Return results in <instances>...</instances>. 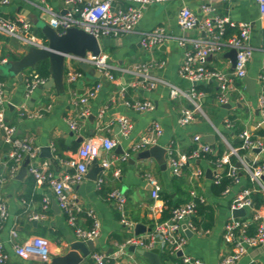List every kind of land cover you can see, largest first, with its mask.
I'll use <instances>...</instances> for the list:
<instances>
[{"label": "crops", "instance_id": "0c3cea01", "mask_svg": "<svg viewBox=\"0 0 264 264\" xmlns=\"http://www.w3.org/2000/svg\"><path fill=\"white\" fill-rule=\"evenodd\" d=\"M132 2V0H114L113 7L127 8ZM207 5H209L208 0H174L152 4L145 8L135 32L102 38V53L107 55L109 63L114 67L115 80L101 81L103 83L101 91L88 105L90 111L88 117L82 116L83 106L77 102L79 97L98 80L88 79L84 74V77L74 85L68 84L65 80L64 95L58 94L54 89L37 88L27 96L26 79L34 72L27 71L24 82L20 83L4 75V65L20 59L28 47L0 33V77L5 78L0 84L4 85L6 120L16 128L17 137L31 139L38 148L37 157L31 159L25 156L18 172L11 176L12 148L8 149L4 146L6 141L3 137L0 140V158L3 162L0 173L6 177V182L0 185V197L3 198L9 211V219L0 229V240L9 255L7 264H42L38 259L25 260L15 253L17 244H24L36 236L51 241L52 258L66 254L70 251V245L79 241L74 229L68 224L66 215L62 211L55 210L56 199L50 187L38 183L30 175L29 168L31 165L36 166L58 179L72 173L73 169L67 163L76 157L82 142L91 137V131H94L93 136L119 139L124 151L121 155L116 148L110 152H103L98 159L101 164L104 160L110 163L109 167L100 174L99 179H104L100 188L97 185L98 181L87 179L86 174L84 180L75 185L71 191L74 203L84 211H95L101 222V233L97 238L99 242L95 252L104 254L119 264H150L145 257L131 253L129 248L120 253L123 243L119 240L126 241L137 236L135 228L138 224L151 229L154 222L158 223L162 212L155 213L152 208L155 204L164 207L162 193L178 197L177 193H191L193 190L214 209L215 215L211 229L205 230L195 226L197 229L193 236L187 237L185 254L202 264H219L232 252V245L224 237L225 226L234 218L231 205L243 185L248 183L247 178L243 177L239 186L233 188L230 193L215 198L211 188L219 175L207 162L189 164L185 166L180 177H175L169 165L166 171H162L154 159L149 160V163L137 161L135 156L140 151L134 152L133 147L144 137L152 135L153 122H159L163 128V135L157 139V144L165 148L173 144L177 152L185 154H189L197 145L196 136H201L205 141L206 136L214 135L215 144L220 142L225 146L227 151L225 154L229 153L231 147L240 145L238 134L241 131L248 130L257 137L264 129L258 109L260 92L258 77L264 72V20L261 19L259 4L255 0H245L221 2L212 6L213 16L225 17L236 23H248L251 27L250 45L255 49L247 73V77L257 80L255 96H251L247 91L244 79L234 77L231 60L226 55L230 50L210 56L205 62L208 70L223 72L231 77L233 90L230 109H224L216 101L219 94L217 81L208 80L199 83L196 87L202 86L205 93L202 100L203 114L196 113L195 120L188 126L182 127L178 123L181 112L192 108L188 98L173 99L169 86L164 84H159L153 90L134 86L135 78L121 72L122 69H130L135 65L149 64L152 75L187 92L196 88L192 82L183 79L180 75L185 48L180 45L179 39H197L203 36V32L200 29L183 31L178 24V18L181 9L188 7L202 21L205 16L202 9ZM68 9L60 0H10L8 5L0 3V17L16 22L24 19L30 22L35 30L36 21L50 23L54 17L66 15ZM157 28H163L170 39L151 50L145 49L141 44L143 34ZM129 101H151L155 109L151 112H138L127 107L126 103ZM9 105H13L14 108L11 109ZM102 111L105 113L100 117ZM91 115L96 117L94 122L89 119ZM121 115L129 117L134 124V130L128 138L121 136L116 121ZM226 119L233 121L234 129L225 127ZM71 121L78 123V131L71 130L69 124ZM81 138L83 141H79ZM43 147H51L53 154L51 159L43 156L44 154L41 153ZM126 154H129V158L124 161L123 156ZM249 159L256 165L264 164V151L249 153ZM27 160H29L27 173L21 177L20 170ZM199 168L204 171V176L198 180L193 179L194 172ZM208 169L217 173L213 180L206 176ZM148 175L157 178L160 184V201L157 203L151 196L152 188L147 181ZM114 191H119L125 197L124 217L134 225L133 229H129L122 222L123 214L118 210L117 201L110 196ZM46 197L51 202L50 207L45 210ZM255 212L249 210L246 218L250 223L253 221L258 225L259 221L254 219ZM258 213L264 217V207L258 210ZM40 214L46 217L39 221L31 220L34 215ZM89 223L85 214L78 216L80 227L89 229ZM12 231L16 232V237L13 236ZM151 232L147 231L141 236L149 235ZM257 263L264 264V245L250 249L236 264ZM83 264L95 263L93 261Z\"/></svg>", "mask_w": 264, "mask_h": 264}, {"label": "built area", "instance_id": "2783aa9c", "mask_svg": "<svg viewBox=\"0 0 264 264\" xmlns=\"http://www.w3.org/2000/svg\"><path fill=\"white\" fill-rule=\"evenodd\" d=\"M44 1V0H40ZM66 7L68 12L66 15L56 16L50 20V25L56 29L59 34H65L72 27H78L85 30L89 34L95 36L101 41L106 37H118L135 32L136 27L143 17L146 7L152 4L167 3L174 0H132V5L127 8H114V0H60ZM245 1V0H208L209 5L203 7L204 19L201 21L198 15L188 7H183L180 11L178 24L183 31H192L200 29L205 36L197 39L181 38L179 43L185 48L183 64L180 69V75L193 84H199L208 80H215L218 83L219 94L217 103L220 106L228 105L231 101V92L233 90V81L229 75L208 70L205 62L210 56L229 51L237 50V63L234 69V77L243 80L247 77L248 64L253 58L255 49L250 45L251 27L248 23H236L228 18L221 16H213L212 6L221 2ZM259 4L261 19L264 20V0H255ZM2 5H8L10 0H0ZM229 28L239 30V34H235L229 38L225 34ZM0 33L12 37L27 47L36 46L44 47L46 44L44 38L35 33L32 24L24 19L19 21H11L0 17ZM170 37L165 33L163 28L146 32L143 34L141 44L145 49H153L169 40ZM264 50V43H263ZM79 62H85L97 69L107 80L114 81V67L109 63L108 57L104 53L98 56L88 53L85 58L74 55L67 56V73L65 80L68 84L74 85L84 77V72L79 71ZM151 65L139 64L130 69H122L121 72L132 75L135 78L134 86H140L148 90L155 89L159 84L169 86L171 97L173 99L186 97L192 103V108L184 109L179 116L178 123L182 127H186L195 120L196 113H202V100L205 97L203 91L196 88L184 91L181 88L172 85L165 80L152 75ZM47 80L42 79L37 73H32L26 79V93L30 96L37 88L45 84ZM260 92L258 96V109L264 123V72L258 77ZM103 83L98 80L93 86L87 89L86 93L81 95L77 104L83 106L82 116L88 117L90 111L88 105L101 91ZM196 87V86H195ZM127 107L138 112H151L155 109V105L151 101L127 102ZM104 111L100 113V117L104 115ZM120 134L124 138L130 137L134 130V124L131 119L125 115H121L116 119ZM70 128L73 131L79 130L77 122L71 121ZM227 129H234V123L230 119L225 120ZM0 130L5 132L3 137L6 143L11 145L10 153L13 164L11 166V176H14L20 167L21 162L28 156L34 159L38 155V148L35 147L31 139L17 137V130L11 126L6 120V102L4 97V85L0 84ZM151 136L144 137L134 147L133 151H143L157 144V139L163 135V128L159 122H153L151 127ZM240 146L231 147L229 153L225 154L218 163V169L214 171H222L224 166L230 164V156L235 155L239 160V165L243 167L249 175L254 188L241 189L231 205V211L234 209L253 210V202L251 194L257 189L264 191V164L256 166L249 159V153L258 149L264 151V136L255 137L248 130H243L238 134ZM195 141L198 145L191 154L179 153L174 145H169L167 149V163L171 169V173L175 177H180L185 166L193 164L200 160L202 153H212L213 147L205 142L201 136H196ZM120 145L117 138L108 136H91L86 138L80 145L76 157L72 158L67 164L73 169L72 173L66 174L63 178L58 179L53 174L31 165L29 173L40 184H46L52 190L56 202L61 211L66 215L68 224L74 229L77 238L81 241H90L97 239L101 233V222L93 210L84 211L80 206L74 203V197L71 194L74 186L80 184L87 174L89 167L94 160L99 159L103 152H110ZM247 151L245 155H240V151ZM129 154L123 156L126 161ZM3 162L0 158V166ZM109 162L104 160L102 165L109 167ZM238 168L230 165V174L235 177L237 185L240 184V178L237 176ZM219 175V174H218ZM204 176V171L197 169L192 178L198 180ZM218 177V176H217ZM147 181L152 188V199L157 203L160 201V184L157 178L148 175ZM6 182V177L0 173V185ZM104 183V179L98 180L100 188ZM231 189H227L225 195L230 193ZM194 199L198 196L196 191L190 193ZM117 201L118 210L123 214L122 222L129 229H133L134 225L128 222L124 217V208L126 204L125 197L119 192L114 191L110 195ZM201 201L205 202L201 197ZM50 199H44V209L50 207ZM153 212L160 213L163 207L153 205ZM172 216L167 221L156 224L154 232L145 236H134L127 239L121 246L120 253H123L130 246H136L138 249L150 251L154 248L163 250L169 248L171 252L177 255L183 252L181 257L185 264H202L199 260H193L185 254L187 245V235L183 228L187 226L193 233L196 227L192 219L197 213V205L194 200L186 202L171 211ZM85 214L93 221V225L89 229H84L78 225V216ZM44 214L34 215L31 220L39 221L44 219ZM9 219V211L3 198L0 197V229ZM254 219L259 221L256 233L249 235V221L247 218H232L225 226L224 237L232 245V252L224 257L219 264H236L238 263L250 249L264 245V217L258 211L254 214ZM14 237L17 236L12 231ZM159 239V242L157 241ZM15 253L22 259L31 260L38 259L41 263H50L52 261V244L45 237L36 236L24 244L15 246ZM9 255L5 250L3 242L0 240V264H7ZM95 264H108L109 257L99 252L92 254ZM115 264H119L116 263ZM263 264V263H257Z\"/></svg>", "mask_w": 264, "mask_h": 264}, {"label": "water", "instance_id": "95a60500", "mask_svg": "<svg viewBox=\"0 0 264 264\" xmlns=\"http://www.w3.org/2000/svg\"><path fill=\"white\" fill-rule=\"evenodd\" d=\"M67 12V11H64ZM36 28L39 29L47 44L44 47L30 46L25 51L24 55L13 62L5 63L4 65V75L10 77L15 81L20 83L24 82L25 73L29 70L36 73L37 66L42 62H48L50 77L45 84L41 85L40 90L44 89H54L58 94H65V75L67 73V56L74 55L80 58H85L88 53H92L98 56L102 52L101 41L95 36L89 34L83 29L78 27H72L66 31L65 34H59V32L54 29L48 22L36 21ZM205 36V34H203ZM231 60L233 69H235L237 63V50L231 49L226 54ZM79 68L85 73L88 79L100 80L102 82L106 81V78L100 74V72L85 62L78 63ZM244 82L247 85V91L251 96L256 95V84L257 80L251 77H246ZM195 86L197 84H194ZM13 109V105H9ZM224 109H230L231 104L222 106ZM89 119L94 122L96 117L91 115ZM94 135V131L90 132V136ZM5 136V132L0 130V140ZM83 141V138L79 139ZM205 142L210 144L213 148L216 147L215 136L208 135L205 137ZM6 148H10L11 145L4 143ZM117 152L121 155L124 151L119 145L117 147ZM256 153H261V150H254ZM41 153L44 154L46 158L51 159L53 157L51 147L41 148ZM167 149L159 144L153 145L143 151H140L135 159L137 161H145L149 163V160L154 159L160 166L162 171H166L167 164ZM134 162V161H133ZM131 162V163H133ZM197 164H201V161H197ZM29 165V160H27L20 170L19 175L21 177L25 176L27 173V167ZM240 167V165H238ZM105 167L99 162L98 159L94 160L90 166L89 172L86 178L97 182L99 180L100 174L105 171ZM221 171H218L220 174ZM215 174L211 169L206 171V176L208 179L213 180ZM264 179V178H263ZM55 210L61 211L57 202H54ZM234 218H246L248 216V211L246 209H234L232 210ZM187 237L191 238L193 232L187 228L186 225L183 226ZM151 231L147 229L144 225L138 224L135 228V234L137 236ZM159 242V239L157 240ZM99 240L94 239L90 241H75L70 245V251L64 255L54 257L50 263L42 264H83L92 263L93 259L91 257L92 252H95L96 245ZM129 251L131 253H138L139 255L145 257L150 264H163L161 260V250L159 248H154L150 251L143 249H138L136 246H130ZM179 257L183 256V252L177 254Z\"/></svg>", "mask_w": 264, "mask_h": 264}, {"label": "trees", "instance_id": "16d2710c", "mask_svg": "<svg viewBox=\"0 0 264 264\" xmlns=\"http://www.w3.org/2000/svg\"><path fill=\"white\" fill-rule=\"evenodd\" d=\"M35 33L39 35L41 38H44L42 32L39 29H35ZM235 34H239V30L234 29V28H229L225 34L226 38H229ZM45 39V38H44ZM45 44H47V41L44 40ZM79 71H82L79 68ZM36 73L44 80H48L50 77L49 73V64L48 62H42L37 66ZM4 77H0V81H4ZM198 91H204L202 86L196 87ZM258 136H264V129L257 135ZM240 146L237 144L235 147ZM198 145H195L193 149L189 152L191 154L195 149H197ZM212 153H202L200 156V161L207 162L212 169H218V163L219 161L223 158L225 155L226 148L225 146L218 142L216 147L213 148ZM240 155H245L247 151L241 150ZM230 165H233L238 168V173L237 176L240 178V183L241 179L243 177H246L248 180V183L246 185H243V188H254V184L251 182V179L249 175L245 172L243 167H238L239 165V160L235 155L230 156V164H227L224 166V169L221 171L217 179L213 182L211 191L212 194L215 198H221L225 195V192L227 189H233L237 187V184L235 182V177L229 175L230 174ZM256 166V164H253ZM264 183V179H263ZM239 186V185H238ZM241 190V189H240ZM178 197H173L172 194L168 193H162L161 194V199L164 201V207L162 211V216L161 219L158 221V223H153L151 225V231L154 232L156 228V224L163 223L167 221L168 219L171 218L172 216V209L175 207H178L186 202H189L191 200H194L196 205H197V213L192 219L193 224L197 228H204L205 230H209L212 228L213 223H214V209L210 206L207 205L206 202L201 201V195L198 194L196 198H192L190 193L188 192H182V193H177ZM251 199L253 202V210L258 211L262 207H264V191L261 189H257L251 194ZM253 215V213H252ZM248 220V219H247ZM88 221L90 222V227L93 225V221L88 218ZM258 225H256L253 221L250 223L249 222V227H248V233L249 235H254L256 233ZM120 243H124L125 240H119ZM161 260L163 264H185L183 259L179 257L178 255H175L171 252V250L167 247L163 250H161ZM108 264H115V260L110 259L108 260Z\"/></svg>", "mask_w": 264, "mask_h": 264}]
</instances>
